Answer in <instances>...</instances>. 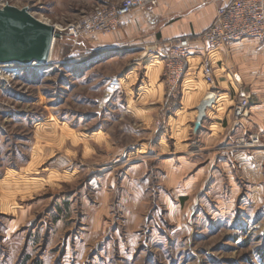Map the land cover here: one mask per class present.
I'll use <instances>...</instances> for the list:
<instances>
[{
  "label": "crops",
  "instance_id": "obj_1",
  "mask_svg": "<svg viewBox=\"0 0 264 264\" xmlns=\"http://www.w3.org/2000/svg\"><path fill=\"white\" fill-rule=\"evenodd\" d=\"M100 1L111 4L120 0ZM227 2L158 0L150 12L135 9L120 18L112 31L78 43L81 50L82 44H88L93 54L106 53L91 67H104L106 73L93 83L100 90L95 98L98 108L93 111L94 118L99 119L95 136L80 141V165L87 167L83 203L77 216L64 219L68 224L63 228L71 235L79 233L76 241L82 239L88 251L119 244L123 241L118 240L120 230L134 237L140 227L155 218L152 212L163 211L166 223L178 226L173 229L178 232L186 221L198 222L208 215L222 217L228 210L233 213L239 199L241 203L264 200L262 46L248 38L212 49L196 40L214 20L216 9ZM175 37L192 40L182 94L170 111L163 103L161 45ZM206 59L218 62L213 71L220 93L216 104L199 112V100L210 89L201 71ZM234 73L251 93L247 120H234L231 115L237 91ZM199 117L200 127L194 131ZM252 132L260 134V147L250 150L232 146L237 137ZM90 143H95V153L88 147ZM32 156L33 168H26L31 174L20 169L0 175V209L10 215L6 228L12 230L32 215L28 204L24 205L25 197L41 195L44 189L38 144L33 146ZM93 166L98 167L95 173L90 172ZM62 180L69 182L71 178L65 175ZM67 196L71 199L66 201L76 199L75 192ZM38 208L36 205L34 209ZM61 211L64 218L66 212ZM98 256L100 252L95 258Z\"/></svg>",
  "mask_w": 264,
  "mask_h": 264
},
{
  "label": "rangeland",
  "instance_id": "obj_2",
  "mask_svg": "<svg viewBox=\"0 0 264 264\" xmlns=\"http://www.w3.org/2000/svg\"><path fill=\"white\" fill-rule=\"evenodd\" d=\"M6 4L26 7L48 24L65 26L85 19L101 1L0 0V7ZM97 33L85 31L76 39L62 33L48 66L0 64V175L20 169L31 174L26 168H33L32 148L38 144L44 182L41 195H27L23 201L32 210L23 225L6 228L10 215L0 209V264H264V200L241 203L239 199L233 213L186 221L178 232L173 231L178 226L166 223L163 211L152 212L155 218L134 237L120 230L122 242L96 246L91 252L82 239L76 241L79 233L64 232L68 224L64 219L77 216L83 203L87 167L80 165V141L95 136L99 119L93 111L100 90L93 83L106 73L104 67L91 70L106 53L93 54L88 44H82L81 50L78 43ZM94 144L88 147L95 153ZM65 175L69 182L62 180ZM73 192L76 199L69 202L67 194ZM61 209L67 214L64 218ZM54 210L63 214L56 217Z\"/></svg>",
  "mask_w": 264,
  "mask_h": 264
},
{
  "label": "built area",
  "instance_id": "obj_3",
  "mask_svg": "<svg viewBox=\"0 0 264 264\" xmlns=\"http://www.w3.org/2000/svg\"><path fill=\"white\" fill-rule=\"evenodd\" d=\"M157 3L158 0H120L118 3H101L96 5L85 19L60 26V32L75 39L85 31L110 32L117 27L120 18L135 9L150 12ZM216 11L214 20L196 37L197 41L206 47L218 49L252 38L260 42L264 54V0H228ZM191 40L190 37H175L164 41L161 45L164 58L161 71L165 88L163 103L165 109L170 111H173L182 94L181 85L186 76L185 60ZM217 65L216 60L206 59L201 66L203 79L209 84L210 89L199 100V112L212 107L219 97L220 89L214 85L213 71ZM233 78L237 91L231 115L234 120H247L250 118L251 93L238 74L234 73ZM260 141V134L252 132L237 137L232 146L235 149L251 150L260 147Z\"/></svg>",
  "mask_w": 264,
  "mask_h": 264
},
{
  "label": "water",
  "instance_id": "obj_4",
  "mask_svg": "<svg viewBox=\"0 0 264 264\" xmlns=\"http://www.w3.org/2000/svg\"><path fill=\"white\" fill-rule=\"evenodd\" d=\"M62 33L30 14L28 8L6 4L0 7V64L47 63L56 39ZM201 117L194 123L200 127Z\"/></svg>",
  "mask_w": 264,
  "mask_h": 264
},
{
  "label": "bare ground",
  "instance_id": "obj_5",
  "mask_svg": "<svg viewBox=\"0 0 264 264\" xmlns=\"http://www.w3.org/2000/svg\"><path fill=\"white\" fill-rule=\"evenodd\" d=\"M39 19L42 20V21H44V20L41 19V18H39ZM44 22L48 24L47 21H44ZM54 27H55L56 31H58V32L61 31L60 26L54 24ZM53 45H54V44H53ZM53 45H52V46H53ZM53 48H54V46H53ZM53 48H52V51H53ZM52 51H51L50 58L48 59V62H47V63L42 64V63H39V62H38V63L35 62V63L32 64V66L37 68L38 66L41 67L42 65H43V66H48V65H50V59H51ZM43 66H42V67H43ZM8 67H9V68H17V67H19V66H18V65H14V64H9V65L7 66V68H8Z\"/></svg>",
  "mask_w": 264,
  "mask_h": 264
}]
</instances>
